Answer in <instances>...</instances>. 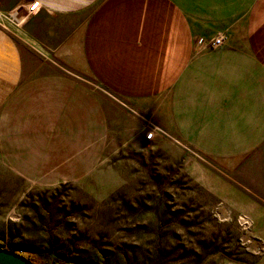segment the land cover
<instances>
[{
    "label": "crops",
    "instance_id": "crops-1",
    "mask_svg": "<svg viewBox=\"0 0 264 264\" xmlns=\"http://www.w3.org/2000/svg\"><path fill=\"white\" fill-rule=\"evenodd\" d=\"M0 10L20 21L0 25V153L17 175H90L119 123L146 141L145 120L111 95L213 159L264 144V0H0ZM218 34L220 47L196 45Z\"/></svg>",
    "mask_w": 264,
    "mask_h": 264
},
{
    "label": "rangeland",
    "instance_id": "rangeland-1",
    "mask_svg": "<svg viewBox=\"0 0 264 264\" xmlns=\"http://www.w3.org/2000/svg\"><path fill=\"white\" fill-rule=\"evenodd\" d=\"M119 124L88 176H20L0 153V247L35 264H264V144L218 160Z\"/></svg>",
    "mask_w": 264,
    "mask_h": 264
},
{
    "label": "built area",
    "instance_id": "built-area-1",
    "mask_svg": "<svg viewBox=\"0 0 264 264\" xmlns=\"http://www.w3.org/2000/svg\"><path fill=\"white\" fill-rule=\"evenodd\" d=\"M39 5H40L39 1H35L33 4H29L28 8H27L28 14H30V15L34 14L35 11L39 8ZM3 19H7L8 21H10V22H12V23H14L16 25H20V21L18 20V18L14 17V16H11L9 14L6 15L0 10V25H3V23H2ZM224 40H225L224 34H218V35H216V36H214L213 38H210V39H206V38H202L201 37V38L197 39L196 45L200 49H202V48H212V49H214V48L220 47L223 44ZM99 88H100V90L105 91L103 88H101V87H99ZM111 97L114 98L115 100H117L123 106H125L130 112L140 116L142 119L145 120L146 126H145L144 138H145L146 141L152 142L157 137V134H160L164 138L174 142L175 144H178V145L182 146L186 150L191 151L193 153H196L192 149L191 146L183 143L179 138L173 136L171 133H169L167 130L162 128L157 123H155V122H153L151 120H148L144 116L138 114L132 107H130L125 102H123L119 97H116V96H113V95H111ZM239 221H240L241 224H243L244 227H248L250 225V220L246 216H240L239 217Z\"/></svg>",
    "mask_w": 264,
    "mask_h": 264
},
{
    "label": "water",
    "instance_id": "water-1",
    "mask_svg": "<svg viewBox=\"0 0 264 264\" xmlns=\"http://www.w3.org/2000/svg\"><path fill=\"white\" fill-rule=\"evenodd\" d=\"M0 264H35V263L16 251L0 247Z\"/></svg>",
    "mask_w": 264,
    "mask_h": 264
},
{
    "label": "snow or ice",
    "instance_id": "snow-or-ice-1",
    "mask_svg": "<svg viewBox=\"0 0 264 264\" xmlns=\"http://www.w3.org/2000/svg\"><path fill=\"white\" fill-rule=\"evenodd\" d=\"M35 7V6H34Z\"/></svg>",
    "mask_w": 264,
    "mask_h": 264
}]
</instances>
